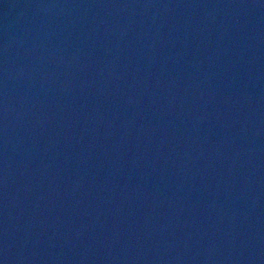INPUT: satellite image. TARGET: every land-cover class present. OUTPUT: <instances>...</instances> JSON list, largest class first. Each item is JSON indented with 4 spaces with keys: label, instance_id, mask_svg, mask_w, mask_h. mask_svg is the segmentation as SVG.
Masks as SVG:
<instances>
[{
    "label": "water",
    "instance_id": "water-1",
    "mask_svg": "<svg viewBox=\"0 0 264 264\" xmlns=\"http://www.w3.org/2000/svg\"><path fill=\"white\" fill-rule=\"evenodd\" d=\"M0 264H264V0H0Z\"/></svg>",
    "mask_w": 264,
    "mask_h": 264
}]
</instances>
